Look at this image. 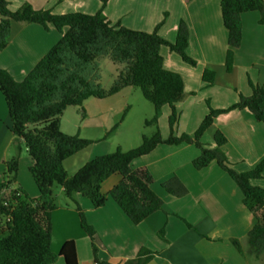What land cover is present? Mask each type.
<instances>
[{
    "label": "trees",
    "instance_id": "16d2710c",
    "mask_svg": "<svg viewBox=\"0 0 264 264\" xmlns=\"http://www.w3.org/2000/svg\"><path fill=\"white\" fill-rule=\"evenodd\" d=\"M100 2L95 13L56 14L50 9H35L27 2L12 10L7 0H0V51L8 44L11 21L21 26L36 23L45 29L52 25L61 34L22 79H15L7 69L0 67V91L11 123L10 131L25 144L31 158L28 170L38 191V196L32 198L21 185L12 186L16 180L18 158L13 156L5 161L4 179L0 182V264H51L59 257L65 264H77L74 240L64 241L58 252L51 249L52 212L56 208L52 198L54 184H58L75 204L79 225L90 239L93 260L107 264L98 259L95 228L87 221L85 210L75 195L86 197L93 208L102 207L107 194L101 191V183L117 173L120 179L108 195L133 224H138L161 209L163 201L152 189L154 179L149 169L146 166L133 168V160L148 154L161 143L183 142L200 150L192 160L195 169L215 162L239 186L243 203L255 221L245 236V248L238 239L230 240L241 254L257 259L264 254V187L253 185L251 180L262 177L264 158L250 170L236 171L222 149L227 142L226 136L216 130L213 146L204 144L201 136L217 115L230 109H248L255 120L264 122V87L248 79L249 95L240 93L238 100L228 108H210L192 134L175 135L173 129L178 116L175 104L184 97L183 79L179 73L163 67L160 48L167 46L185 62L196 65V60L186 52L187 23L181 19L174 41H169L157 29L148 32L112 23L102 12L107 0ZM220 11L227 30L225 68L229 71L234 49L239 47L242 39L241 15L257 11L258 22L264 28V0H220ZM102 57L121 66L108 89L99 82L98 60ZM201 77L205 86L212 85L215 72L205 68ZM127 86H139L143 96L152 103L154 113L145 124L153 125L154 132L150 136L143 135L137 147L128 150L116 147L110 153L92 157L68 176L64 160L92 141L61 131L60 115L69 105H82L91 97L104 98ZM165 105L170 108V134L164 139L158 118ZM29 124L40 126L29 128ZM162 187L178 197L187 192L176 176L164 181ZM158 236L164 237L163 228L158 231ZM153 253L141 247L134 258L121 264H146Z\"/></svg>",
    "mask_w": 264,
    "mask_h": 264
},
{
    "label": "crops",
    "instance_id": "0c3cea01",
    "mask_svg": "<svg viewBox=\"0 0 264 264\" xmlns=\"http://www.w3.org/2000/svg\"><path fill=\"white\" fill-rule=\"evenodd\" d=\"M7 1L12 10L27 2L35 9H50L56 14L95 13L101 6L100 0ZM111 1L103 8L104 15L112 23L118 19L128 28L150 32L163 11L168 15L165 22L172 25L168 40L174 38L180 19L188 25L186 50L198 60L195 68L183 64L176 54L163 46L160 48L163 67L179 73L183 79L184 97L175 104L178 113L173 129L175 135L192 134L210 108H228L238 100L240 93L249 95L251 88L248 79L264 87V28L258 22L260 15L257 11L242 13L241 43L234 49L233 65L227 71V30L221 19L220 0H118L115 11L109 9ZM158 4L162 6H156ZM164 35L161 33V36ZM60 36L52 25L45 29L36 23L21 26L11 21L8 44L0 51V67L6 68L17 78H23ZM166 58L169 63H166ZM205 68L215 72L214 82L209 86H205L201 77ZM112 97L86 99L87 112L93 111L89 109L90 106H95L98 109L96 114L103 115L107 110L104 104ZM7 114L1 106L0 120L6 118ZM169 114L170 108L165 105L158 118L164 139L170 134ZM182 123H185L184 128ZM216 130L227 138L222 149L236 171L250 170L264 158V122L255 120L248 109H230L217 115L202 134L201 141L213 146ZM199 152L193 144L161 143L148 154L133 160V168L146 166L149 169L154 179L152 189L163 201L161 209L138 224H133L108 195V191L120 179L117 173L101 183V191L107 194L102 207L93 208L86 197L75 195L85 210L87 221L95 228V244L100 261L121 264L134 258L140 248L145 247L154 252L146 264H264V254L257 259L247 258L231 243L230 239L236 238L245 248V236L253 226L255 217L243 203L239 186L215 162L202 169L193 167L192 160ZM100 154L96 153L95 156ZM87 156V161L94 157L92 150ZM172 176L184 184L187 189L185 195L175 196L162 187V183ZM251 183L264 187V169L262 177L252 179ZM27 190L33 194L31 188ZM37 192L32 195L33 198L38 196ZM71 211L69 208H57L52 212L51 249L58 252L64 241L72 239L77 264H98L93 260L89 237L72 219ZM162 228L164 237L160 238L158 231ZM51 264L65 262L59 257Z\"/></svg>",
    "mask_w": 264,
    "mask_h": 264
},
{
    "label": "rangeland",
    "instance_id": "374dc122",
    "mask_svg": "<svg viewBox=\"0 0 264 264\" xmlns=\"http://www.w3.org/2000/svg\"><path fill=\"white\" fill-rule=\"evenodd\" d=\"M108 1L109 0H107V2ZM117 1L118 0H112L109 4V9L113 11L117 10ZM164 1L165 0L162 2ZM161 4L156 6H162ZM167 17V12L163 11L162 17L153 25L151 30L153 31L154 29H157V32L160 35L161 33H165L162 37L168 40L172 25L165 22ZM115 22L122 23L118 19L115 20L114 23ZM121 25L124 26L123 24ZM135 29L138 30V28ZM54 30L58 32L55 28ZM175 37L176 34L174 38L169 41H174ZM163 48L176 54L179 57V60L190 68H195L198 63V60L190 56L187 50V54L196 60V65L185 62L176 52L171 51L169 47L163 46ZM98 61L101 74L99 82L104 89H108L114 82L121 66L112 62L108 57H102ZM166 63H169L168 58H166ZM13 77L17 80L22 79L20 76V78H17L16 76ZM123 88L126 89L123 90ZM123 88H121L123 90L121 93H118L121 90L120 89L118 92L110 95L113 97L110 99L111 101L104 104L106 106L105 109L107 110L103 115L96 114L98 109L95 106H90L89 109L93 111L87 112L85 102H83L82 105L67 106L60 115L59 128L61 131L68 134H78L80 137L92 141L91 144L86 146V149L84 148L82 151L79 150V153H74L67 157L65 159L66 161L64 160L63 164L68 176H71L87 161V154L91 150L92 155L94 156L96 153H101L100 155L110 153L114 151L116 147H120L122 150H128L137 147L140 144L143 135L150 136L154 132L155 127L153 125L147 126L145 124V120L150 119L153 116L154 109L152 103L143 96L142 90L139 86H128ZM1 106L7 113V107L0 91V107ZM10 124L8 114L6 118L4 117L2 118V121L0 120V126L3 130V136L0 137V182L4 179L3 173L5 170V161L13 156H17L18 170L16 180L12 183V186L21 184L24 189H26L25 191L27 194L33 198L32 195L37 192V188L28 170V167L31 164V158L26 151L23 140L14 136L10 131ZM33 126H40V124H29V128H32ZM181 126L184 128L185 123H182ZM25 187L28 189L31 188L33 194H31V192ZM60 188L61 187L58 184H54L52 187V198L56 205L55 209H71L73 214L72 219L76 220L75 223L78 226L79 217L75 209V204L64 195Z\"/></svg>",
    "mask_w": 264,
    "mask_h": 264
}]
</instances>
